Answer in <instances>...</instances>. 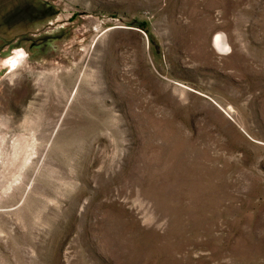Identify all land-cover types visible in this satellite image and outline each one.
Segmentation results:
<instances>
[{
	"label": "rangeland",
	"instance_id": "374dc122",
	"mask_svg": "<svg viewBox=\"0 0 264 264\" xmlns=\"http://www.w3.org/2000/svg\"><path fill=\"white\" fill-rule=\"evenodd\" d=\"M0 264H264V0H0Z\"/></svg>",
	"mask_w": 264,
	"mask_h": 264
},
{
	"label": "bare ground",
	"instance_id": "6f19581e",
	"mask_svg": "<svg viewBox=\"0 0 264 264\" xmlns=\"http://www.w3.org/2000/svg\"><path fill=\"white\" fill-rule=\"evenodd\" d=\"M225 36L223 33L221 34H217L215 37V43L217 47H221V48H228V46H226V40H225ZM23 57V56H22ZM19 60V59H18Z\"/></svg>",
	"mask_w": 264,
	"mask_h": 264
}]
</instances>
